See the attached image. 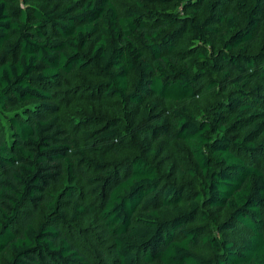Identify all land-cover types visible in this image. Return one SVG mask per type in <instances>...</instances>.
I'll use <instances>...</instances> for the list:
<instances>
[{"label": "trees", "instance_id": "1", "mask_svg": "<svg viewBox=\"0 0 264 264\" xmlns=\"http://www.w3.org/2000/svg\"><path fill=\"white\" fill-rule=\"evenodd\" d=\"M0 264H264V0H0Z\"/></svg>", "mask_w": 264, "mask_h": 264}, {"label": "rangeland", "instance_id": "2", "mask_svg": "<svg viewBox=\"0 0 264 264\" xmlns=\"http://www.w3.org/2000/svg\"><path fill=\"white\" fill-rule=\"evenodd\" d=\"M76 98H78V97L76 96Z\"/></svg>", "mask_w": 264, "mask_h": 264}]
</instances>
